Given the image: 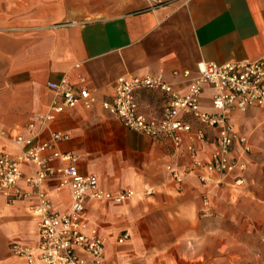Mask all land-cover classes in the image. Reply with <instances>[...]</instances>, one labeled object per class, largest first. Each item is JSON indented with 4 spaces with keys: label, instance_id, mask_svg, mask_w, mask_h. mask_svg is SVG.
<instances>
[{
    "label": "crops",
    "instance_id": "crops-1",
    "mask_svg": "<svg viewBox=\"0 0 264 264\" xmlns=\"http://www.w3.org/2000/svg\"><path fill=\"white\" fill-rule=\"evenodd\" d=\"M56 1L0 0V151L17 153L14 137L27 136L34 122L40 140H49L51 132L66 135L55 147L75 153L78 171L96 176L100 189L134 190L120 203H86L88 225L105 239L107 264H159L155 257L161 253L165 264H223V257H240L239 244H246V264H264V206L257 203L256 189L261 161L245 153L242 189L232 175L211 188L191 173L178 183L166 166L183 170L191 164L186 141L176 151L168 139L133 131L101 106L111 100L121 74L161 73L183 93L182 70L194 72L201 60L264 59V0H90L88 17L64 24L57 22V13L48 14ZM63 77L86 86L95 101L90 107L79 102L41 126L37 116L58 98L47 83ZM135 96L149 115H158L165 102L160 91L139 90ZM210 98L211 88L204 85L203 109L210 110ZM231 119L249 150L251 127L264 129V111H234ZM197 145L199 158L206 160L210 138L204 147ZM241 148L235 141L232 152ZM44 188L54 210L69 208L70 193L55 179ZM205 193L208 205L202 202ZM229 229L237 234L227 235ZM239 231L246 238H239ZM124 233L127 238L117 242ZM12 239L34 245L36 219L26 201L8 203L0 194V264H22L9 249Z\"/></svg>",
    "mask_w": 264,
    "mask_h": 264
},
{
    "label": "built area",
    "instance_id": "built-area-1",
    "mask_svg": "<svg viewBox=\"0 0 264 264\" xmlns=\"http://www.w3.org/2000/svg\"><path fill=\"white\" fill-rule=\"evenodd\" d=\"M154 1L162 4L170 0ZM173 74L178 72L173 71ZM181 75L187 82L183 93L175 90L173 83L161 73L121 74L113 82L111 100L102 101L101 106L133 131L168 139L176 151L186 141L191 164L183 170L174 164L166 166L176 182L180 183L191 173L207 188L221 185L231 175L234 183L240 184L245 168L243 155L248 146L245 136L235 130L231 116L234 111L246 112L252 107L264 111V59L224 63L201 60L194 72L184 69ZM204 85L211 88L210 110L200 105ZM47 86L58 98L37 116L41 126L79 102L90 107L95 101L86 86L74 84L66 77L59 82H48ZM139 90L160 91L165 95L158 115L140 110L135 96ZM193 123L196 124L194 129ZM28 130L27 136L14 137L19 148L17 153L0 151V194L8 203L26 201L37 224L35 244L12 239L9 242L11 253L20 258L22 264H107L105 239L96 228L88 225L86 203L90 199L120 203L132 197L134 190L100 189L96 176L78 171L75 153L55 147L58 140L66 138L65 134L51 132L49 140H40L34 122L28 124ZM208 138L213 147L204 160L198 156L197 144L204 147ZM235 141L242 145L238 154L232 152ZM54 161H58V166L53 165ZM48 179H55L59 187L69 191L71 201L67 210L60 212L52 208L44 188ZM202 202L208 204L206 193L202 195ZM127 236L124 233L116 241L121 243Z\"/></svg>",
    "mask_w": 264,
    "mask_h": 264
},
{
    "label": "rangeland",
    "instance_id": "rangeland-1",
    "mask_svg": "<svg viewBox=\"0 0 264 264\" xmlns=\"http://www.w3.org/2000/svg\"><path fill=\"white\" fill-rule=\"evenodd\" d=\"M49 13H52V14L57 13V16H58L57 22L59 19V23H63V24L68 23V22L77 21V20H82V19H84L90 15V0H61V1L57 0L55 2V5L53 4L51 6H48V14ZM233 126H234V124H233ZM234 128H235V126H234ZM251 128L253 131L251 132V134H249L250 148L248 150V153H249V155H252V157L256 161L262 162L261 171H260L259 177H258L259 183L256 184L257 185L256 189H257L258 196H259L257 203H258V205L264 206V129H263L262 133H260V127L259 126L256 125V126H252ZM245 138H246V136H245ZM258 143H260V145L263 146V151H260L258 149H254L251 151V147L254 148L255 144L258 145ZM245 153L243 156H245ZM246 171L247 170H246V163H245V168L242 170V173H241V177H242L243 181L240 184H236L237 187L241 188V187H244L246 185V177H247ZM237 190H238L237 191L238 195H240V193H241L240 189L238 188ZM239 198H237L238 205L239 206L244 205L245 200H243L242 198H240V199ZM241 199L244 201V202H242L243 204L241 203ZM242 218H244V217L242 216ZM228 232L229 233H227V235L230 234L231 232H234V231H231V229H229ZM239 232H240V233H238L239 238H242V237L246 238V235L242 234L241 231H239ZM234 233H236V232H234ZM237 249H238V253H239L240 257H223L224 258L223 264H246V257H245L246 256V244H243V245L239 244L237 246ZM180 250H183L182 246L180 247ZM166 257H167L166 253H161L160 256L155 257V259L160 261L159 264H165L166 263L165 262ZM153 260L154 259H152V261Z\"/></svg>",
    "mask_w": 264,
    "mask_h": 264
}]
</instances>
